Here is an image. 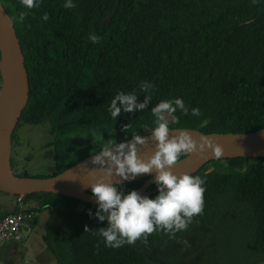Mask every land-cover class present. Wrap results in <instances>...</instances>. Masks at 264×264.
Wrapping results in <instances>:
<instances>
[{
  "label": "trees",
  "instance_id": "obj_1",
  "mask_svg": "<svg viewBox=\"0 0 264 264\" xmlns=\"http://www.w3.org/2000/svg\"><path fill=\"white\" fill-rule=\"evenodd\" d=\"M0 3L28 74L17 125L46 121L52 138L55 169L40 177L63 171L112 138L151 132L150 109L161 99L179 96L201 113L165 114L169 128L243 133L264 127V0H74L71 9L63 0H39L32 9L19 0ZM145 80L153 88L138 99L150 96L148 107L113 122L106 110L112 96L138 92ZM192 175L204 181L203 208L184 232L174 238L153 232L146 243L138 239L115 249L101 242L104 222L88 212L94 204L46 191L22 195L21 203L32 227L47 212L41 238L56 264H173L184 241L206 234L214 236L209 250L220 264L264 262V157L212 159ZM147 178L122 183L123 191ZM148 189L156 188L152 183Z\"/></svg>",
  "mask_w": 264,
  "mask_h": 264
},
{
  "label": "clouds",
  "instance_id": "obj_2",
  "mask_svg": "<svg viewBox=\"0 0 264 264\" xmlns=\"http://www.w3.org/2000/svg\"><path fill=\"white\" fill-rule=\"evenodd\" d=\"M19 4L32 9L39 6V0H19ZM62 7L74 8V0H63ZM19 18L23 19V13ZM41 19L46 21L47 13H43ZM88 39L98 43L100 37L89 34ZM152 88V82L145 80L139 82L138 92L117 91L107 104L110 119L114 122L122 113L132 114L146 109L150 96L143 95L140 100L138 94ZM150 111L154 117L150 136L155 144L154 151L146 158L137 155L136 145L145 141V137L138 133H131V138L126 141L116 142L112 138L90 155L89 162L96 167L87 169L90 179L84 186L95 199V211L88 212L97 221L104 222L98 227V234L105 247L115 249L124 244L131 245L138 239L146 243L148 235L153 232L162 231L174 238L187 229L192 218L203 208V179L199 175L173 173L171 166L182 154H201L212 147L213 142L205 136L197 139L187 129H177L174 135H170L169 121L165 118V114L172 115L177 111L184 115L190 111L192 116L199 117L200 110L196 107L189 110L184 100L176 96L159 100ZM122 127L126 132L129 125L126 123ZM213 155H222L219 145L215 146ZM148 173H153L152 182L156 188L153 196L141 195L135 189L123 191L122 181Z\"/></svg>",
  "mask_w": 264,
  "mask_h": 264
},
{
  "label": "water",
  "instance_id": "obj_3",
  "mask_svg": "<svg viewBox=\"0 0 264 264\" xmlns=\"http://www.w3.org/2000/svg\"><path fill=\"white\" fill-rule=\"evenodd\" d=\"M112 13H108L102 23L106 26ZM28 74L24 58L11 17L0 3V191L11 195H26L37 191H46L74 197L80 201L95 205V199L84 184L90 179L87 169L96 167L89 162L90 155L63 171L50 176H22L14 172L11 165L12 133L28 99ZM170 135L177 129H187L197 139L200 136L210 138L213 146L203 153L185 154L171 166L176 174H193L206 162L217 158L264 157V127L251 132H211L204 133L189 127L169 128ZM150 133L143 134V144H137V155L142 159L154 151V140ZM130 139V138H128ZM128 139H125L128 140ZM222 148V155H213L215 146ZM53 169L50 171L52 172ZM48 172V173H50ZM148 178L136 189L141 195H150L155 190L148 189L152 184L153 173L137 174L132 180ZM115 179V177H113ZM125 180L122 183L132 181Z\"/></svg>",
  "mask_w": 264,
  "mask_h": 264
},
{
  "label": "rangeland",
  "instance_id": "obj_4",
  "mask_svg": "<svg viewBox=\"0 0 264 264\" xmlns=\"http://www.w3.org/2000/svg\"><path fill=\"white\" fill-rule=\"evenodd\" d=\"M51 139L46 121L39 124H28L20 121L11 138L13 141L11 143L13 171L27 176L38 175L36 177L50 172L54 166L53 147L48 145ZM16 207L25 209L26 205L18 203L15 195L0 191V214L10 213ZM45 218L46 211H43L39 216L37 225L33 227L31 233L24 236L23 240H11L0 244V264H56L41 238ZM191 233L188 231L187 236H190ZM213 237V234H206L201 239L197 235L192 243L180 246L176 250L173 264H220L218 256L209 250ZM10 242L17 243L19 246L17 251L11 247ZM4 244L9 246H3ZM257 264H264V262Z\"/></svg>",
  "mask_w": 264,
  "mask_h": 264
},
{
  "label": "built area",
  "instance_id": "obj_5",
  "mask_svg": "<svg viewBox=\"0 0 264 264\" xmlns=\"http://www.w3.org/2000/svg\"><path fill=\"white\" fill-rule=\"evenodd\" d=\"M16 201L21 203L22 195H17ZM31 216L22 208L5 214L0 219V244L11 240H23L24 236L31 233L33 229L30 225Z\"/></svg>",
  "mask_w": 264,
  "mask_h": 264
},
{
  "label": "flooded vegetation",
  "instance_id": "obj_6",
  "mask_svg": "<svg viewBox=\"0 0 264 264\" xmlns=\"http://www.w3.org/2000/svg\"><path fill=\"white\" fill-rule=\"evenodd\" d=\"M46 214H47V212H46ZM10 243H11V247L16 248L17 243L16 244L14 242H10ZM3 246H9V245L4 244Z\"/></svg>",
  "mask_w": 264,
  "mask_h": 264
},
{
  "label": "crops",
  "instance_id": "obj_7",
  "mask_svg": "<svg viewBox=\"0 0 264 264\" xmlns=\"http://www.w3.org/2000/svg\"><path fill=\"white\" fill-rule=\"evenodd\" d=\"M17 208H20V207H16V210H17ZM13 211H15V208H14ZM11 212H12V211H11ZM18 247H19V246H16V248H15L16 251H17Z\"/></svg>",
  "mask_w": 264,
  "mask_h": 264
}]
</instances>
